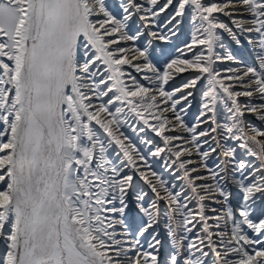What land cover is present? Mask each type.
Masks as SVG:
<instances>
[{"label":"snow or ice","instance_id":"obj_1","mask_svg":"<svg viewBox=\"0 0 264 264\" xmlns=\"http://www.w3.org/2000/svg\"><path fill=\"white\" fill-rule=\"evenodd\" d=\"M0 264H264V0H0Z\"/></svg>","mask_w":264,"mask_h":264},{"label":"bare ground","instance_id":"obj_2","mask_svg":"<svg viewBox=\"0 0 264 264\" xmlns=\"http://www.w3.org/2000/svg\"><path fill=\"white\" fill-rule=\"evenodd\" d=\"M182 29H183V26H182ZM185 31H181V34H180V40H183V37L185 36ZM183 76H186L187 75V73H184V74H182ZM180 78L179 77H177V80H179ZM199 100V98H198V96H197V93H196V98L195 99H193L192 100V104H193V106L196 104L195 102H197ZM193 110V108H191V109H189V114L191 113V111ZM188 119V118H187Z\"/></svg>","mask_w":264,"mask_h":264},{"label":"rangeland","instance_id":"obj_3","mask_svg":"<svg viewBox=\"0 0 264 264\" xmlns=\"http://www.w3.org/2000/svg\"><path fill=\"white\" fill-rule=\"evenodd\" d=\"M187 38V34L185 33V36L183 37V40L184 39H186ZM226 65H221L220 67H225ZM187 75H188V73H187ZM186 75V76H187ZM197 96H198V98H199V92H197ZM196 104L192 107L193 108V110L191 111V113L189 114V117H188V119H194V114H195V111H196V107H197V104H198V101L197 102H195Z\"/></svg>","mask_w":264,"mask_h":264}]
</instances>
